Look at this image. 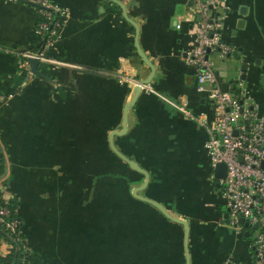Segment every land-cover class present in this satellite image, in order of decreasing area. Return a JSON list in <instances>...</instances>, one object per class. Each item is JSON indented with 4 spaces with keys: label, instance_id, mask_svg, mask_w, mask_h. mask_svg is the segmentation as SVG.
Here are the masks:
<instances>
[{
    "label": "crops",
    "instance_id": "0c3cea01",
    "mask_svg": "<svg viewBox=\"0 0 264 264\" xmlns=\"http://www.w3.org/2000/svg\"><path fill=\"white\" fill-rule=\"evenodd\" d=\"M50 1L61 12L58 37L50 58L38 59L35 69L30 62L29 73L23 53L41 47L38 10L0 0V179L18 199L24 263H250L246 230L226 223L223 188L210 175L205 126L150 89L187 100L213 120L185 59L200 17L196 0H121L155 66L132 104V79L150 69L121 7L112 0ZM206 13L236 48L226 57L209 53L220 86L240 74L244 101L264 114V0H215ZM125 108L126 130L110 137L122 129ZM118 151L148 172L137 194L187 221L188 258L184 224L133 194L144 174Z\"/></svg>",
    "mask_w": 264,
    "mask_h": 264
},
{
    "label": "built area",
    "instance_id": "2783aa9c",
    "mask_svg": "<svg viewBox=\"0 0 264 264\" xmlns=\"http://www.w3.org/2000/svg\"><path fill=\"white\" fill-rule=\"evenodd\" d=\"M19 1L29 3L38 10L36 29L41 36V47L23 53L27 69L32 73L30 57L41 60L50 58L48 51L58 37L60 23L56 15L61 12L50 0ZM214 1L196 0L200 17L194 21V36L185 53V59L195 66V87L208 101L213 120L207 122L194 113L187 100L172 99L154 88L150 89L184 115L205 126L208 137L204 148L209 155L212 170L217 162L223 161L226 164L225 176L217 178L223 188L227 208L226 223L238 231L248 230L249 234H253L252 239L248 240L252 261L242 263L227 259L226 264H264V114L244 101L240 90L243 85L240 74L223 88L214 73L209 53L215 50L219 56L226 57L236 51L233 45L223 40L218 22L206 13ZM180 25V22H176L177 28ZM132 81L135 85L139 82ZM147 84H142V87ZM210 175L215 177L212 171ZM9 212L10 207L6 203L0 205V222L14 231L20 220L16 217L6 219L5 215ZM252 229H255L254 233ZM8 241L0 234V254Z\"/></svg>",
    "mask_w": 264,
    "mask_h": 264
},
{
    "label": "water",
    "instance_id": "95a60500",
    "mask_svg": "<svg viewBox=\"0 0 264 264\" xmlns=\"http://www.w3.org/2000/svg\"><path fill=\"white\" fill-rule=\"evenodd\" d=\"M114 2H116L122 9V12H123V15L124 17L130 21L134 27H135V37H134V46H135V49L138 53V55L143 59V61L148 65L150 71H149V74L139 80V82L135 85V89H134V96L133 98L129 101V104H132L135 100V97L136 95L138 94V92L140 91V89L142 88V84H145V83H148L154 72H155V66H154V63L149 59V57L146 55V53L144 52V50L142 49V47L140 46V43L138 41V30H139V27H138V24L136 23V21H134L132 18H130L126 12V7H125V4L121 1V0H112ZM242 23V20L239 21V24ZM30 62L32 64V67L35 69L36 65H37V62H38V59L37 58H31L30 59ZM242 67L243 69H245L246 67V64L245 63H242ZM246 75H243V77H245ZM126 119H127V113H126V108L124 109V113H123V125H122V129L120 130H113L111 133H110V137H112L114 134H118V133H123L125 130H126ZM112 147L114 148V146L112 145ZM118 154L123 157L127 162L128 164L139 170L140 172H142L144 174V180L143 182L140 184V185H137L133 188V194L137 195L138 197L152 203L153 205H155L157 208H159L164 214H166L168 217H171V218H174L180 222H182L185 226V250H186V254H187V258H188V242H187V231H188V223L185 219L183 218H180V217H175L173 215H171L165 208L164 206L159 203L158 201L154 200V199H151L149 197H145V196H141V195H138L137 194V191L142 189L143 187H145V185L147 184V181H148V172L142 168L141 166H139L137 163H135L133 160L125 157L123 154H121L119 151H118ZM213 172H214V176L219 178V177H224L225 174H226V164L225 162L221 161V162H217L215 167L213 168ZM246 224V223H245ZM244 235H249V231L246 230L244 232Z\"/></svg>",
    "mask_w": 264,
    "mask_h": 264
},
{
    "label": "trees",
    "instance_id": "16d2710c",
    "mask_svg": "<svg viewBox=\"0 0 264 264\" xmlns=\"http://www.w3.org/2000/svg\"><path fill=\"white\" fill-rule=\"evenodd\" d=\"M4 169V158L2 152H0V176L4 173ZM5 203L10 207V212L5 215V218L9 219L11 217H16L20 220V225L21 219L16 213L18 199L14 194H11L9 192V189L7 187L2 188V180L0 179V205H5ZM19 225L16 230L10 231L4 226L2 222H0V234L4 238L9 240L8 244L5 246L6 251L0 254V264H21L22 262H24L23 257L26 254L25 243L19 232Z\"/></svg>",
    "mask_w": 264,
    "mask_h": 264
},
{
    "label": "rangeland",
    "instance_id": "374dc122",
    "mask_svg": "<svg viewBox=\"0 0 264 264\" xmlns=\"http://www.w3.org/2000/svg\"><path fill=\"white\" fill-rule=\"evenodd\" d=\"M212 111V110H211ZM252 232L254 233L255 232V229H252ZM252 236H253V234L251 233V234H249V235H245V236H243L244 238H246V240H249V239H252Z\"/></svg>",
    "mask_w": 264,
    "mask_h": 264
}]
</instances>
